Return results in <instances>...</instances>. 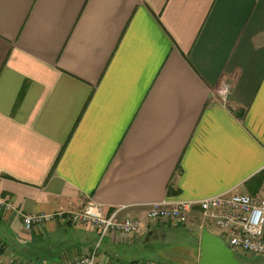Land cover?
Listing matches in <instances>:
<instances>
[{
	"label": "crops",
	"instance_id": "0c3cea01",
	"mask_svg": "<svg viewBox=\"0 0 264 264\" xmlns=\"http://www.w3.org/2000/svg\"><path fill=\"white\" fill-rule=\"evenodd\" d=\"M229 192L264 195V0H0V264L92 250L89 203L142 220L99 263L198 264L148 206Z\"/></svg>",
	"mask_w": 264,
	"mask_h": 264
},
{
	"label": "built area",
	"instance_id": "2783aa9c",
	"mask_svg": "<svg viewBox=\"0 0 264 264\" xmlns=\"http://www.w3.org/2000/svg\"><path fill=\"white\" fill-rule=\"evenodd\" d=\"M223 90L226 93L229 85H225ZM1 209L12 210L13 205L0 201ZM195 213L202 219V227L217 229L223 238H227L226 243L235 255L243 258L245 263L264 262V195L229 192L200 201L165 200L148 206L147 219L151 223L169 221L179 226L187 224ZM54 217V214L25 215L24 227L31 231ZM70 219L76 226L91 224L101 234L92 250L68 264H101L97 257L107 234L130 239L137 236L142 227L140 218L120 217V211L105 217L95 203H89L81 212L70 214ZM8 264L15 263L10 261Z\"/></svg>",
	"mask_w": 264,
	"mask_h": 264
},
{
	"label": "water",
	"instance_id": "95a60500",
	"mask_svg": "<svg viewBox=\"0 0 264 264\" xmlns=\"http://www.w3.org/2000/svg\"><path fill=\"white\" fill-rule=\"evenodd\" d=\"M198 264H252L242 262L227 245L221 235L203 228L200 239V258ZM264 264V262L255 263Z\"/></svg>",
	"mask_w": 264,
	"mask_h": 264
},
{
	"label": "rangeland",
	"instance_id": "374dc122",
	"mask_svg": "<svg viewBox=\"0 0 264 264\" xmlns=\"http://www.w3.org/2000/svg\"><path fill=\"white\" fill-rule=\"evenodd\" d=\"M208 229H209L211 232H213V233H215V234H218V230H217V229H215V228H213V227H210V226H208ZM224 239L226 240V242H228V240H227L226 237H224ZM184 241H185L186 244L189 243L190 246H191L192 244H195V242H196V240H195L194 237H190V234H188V235H186V236L184 237ZM181 252L183 253V250H182ZM242 262H244V261H242ZM253 264H255V263H253Z\"/></svg>",
	"mask_w": 264,
	"mask_h": 264
},
{
	"label": "trees",
	"instance_id": "16d2710c",
	"mask_svg": "<svg viewBox=\"0 0 264 264\" xmlns=\"http://www.w3.org/2000/svg\"><path fill=\"white\" fill-rule=\"evenodd\" d=\"M237 258L241 261H245L243 258H241L240 256H237Z\"/></svg>",
	"mask_w": 264,
	"mask_h": 264
}]
</instances>
